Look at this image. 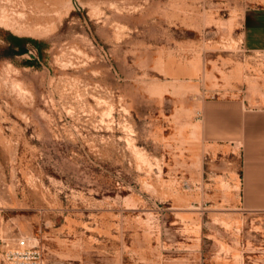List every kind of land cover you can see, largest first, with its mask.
I'll return each mask as SVG.
<instances>
[{
    "label": "rangeland",
    "instance_id": "rangeland-1",
    "mask_svg": "<svg viewBox=\"0 0 264 264\" xmlns=\"http://www.w3.org/2000/svg\"><path fill=\"white\" fill-rule=\"evenodd\" d=\"M253 8L0 0V238L26 239L31 264H264L239 151L204 132L213 99L264 97ZM0 264H15L2 244Z\"/></svg>",
    "mask_w": 264,
    "mask_h": 264
},
{
    "label": "crops",
    "instance_id": "crops-1",
    "mask_svg": "<svg viewBox=\"0 0 264 264\" xmlns=\"http://www.w3.org/2000/svg\"><path fill=\"white\" fill-rule=\"evenodd\" d=\"M242 35L247 51L264 53V8L247 11ZM259 82L264 86V76ZM254 87H247L242 97H218L213 99V104L209 102L204 132L223 150L233 152L237 147L241 163L239 177H243L242 209L264 212V97L256 94Z\"/></svg>",
    "mask_w": 264,
    "mask_h": 264
},
{
    "label": "built area",
    "instance_id": "built-area-1",
    "mask_svg": "<svg viewBox=\"0 0 264 264\" xmlns=\"http://www.w3.org/2000/svg\"><path fill=\"white\" fill-rule=\"evenodd\" d=\"M0 244L5 248L6 255L15 264H31V255L36 253L28 247L26 239H18L11 245L7 239L0 238Z\"/></svg>",
    "mask_w": 264,
    "mask_h": 264
},
{
    "label": "trees",
    "instance_id": "trees-1",
    "mask_svg": "<svg viewBox=\"0 0 264 264\" xmlns=\"http://www.w3.org/2000/svg\"><path fill=\"white\" fill-rule=\"evenodd\" d=\"M10 49H18V52H23L25 48L26 43L33 44L39 51V55L42 56V43L40 41H37L35 39H29V38H22L17 36H9L7 38Z\"/></svg>",
    "mask_w": 264,
    "mask_h": 264
}]
</instances>
